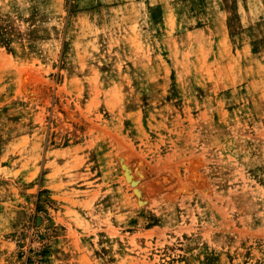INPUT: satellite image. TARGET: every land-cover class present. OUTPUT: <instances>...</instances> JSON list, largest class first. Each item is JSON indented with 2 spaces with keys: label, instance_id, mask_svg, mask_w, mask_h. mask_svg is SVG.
<instances>
[{
  "label": "rangeland",
  "instance_id": "374dc122",
  "mask_svg": "<svg viewBox=\"0 0 264 264\" xmlns=\"http://www.w3.org/2000/svg\"><path fill=\"white\" fill-rule=\"evenodd\" d=\"M0 264H264V0H0Z\"/></svg>",
  "mask_w": 264,
  "mask_h": 264
}]
</instances>
